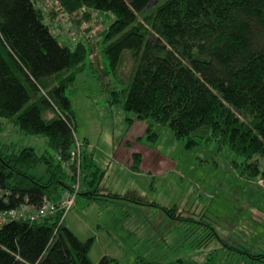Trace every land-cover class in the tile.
<instances>
[{
    "label": "trees",
    "instance_id": "16d2710c",
    "mask_svg": "<svg viewBox=\"0 0 264 264\" xmlns=\"http://www.w3.org/2000/svg\"><path fill=\"white\" fill-rule=\"evenodd\" d=\"M59 2L67 13L84 6L97 11L102 25L106 17L110 21L95 36L63 44L30 0H0V128L5 119L25 134L45 137L47 147L37 154L32 147L0 146V212L40 206L43 198L57 205L77 180V161L79 177L83 173L84 186L91 187L83 192L89 202L106 195L100 187L104 172L84 150L87 142L78 157L71 155L75 122L65 91L89 56L104 90L102 71L110 70L124 85L109 90V103L168 127L175 139H187V147L196 145L195 137L227 146L264 180V170L252 160L264 159V0ZM77 20L93 24L87 14ZM94 50L106 65L92 58ZM124 52L132 64L126 80L120 72ZM139 162L135 154L130 168L137 170ZM37 165L45 175L28 173ZM64 218L57 210L2 224L0 264H117L107 255L92 263L93 238L78 239Z\"/></svg>",
    "mask_w": 264,
    "mask_h": 264
},
{
    "label": "rangeland",
    "instance_id": "374dc122",
    "mask_svg": "<svg viewBox=\"0 0 264 264\" xmlns=\"http://www.w3.org/2000/svg\"><path fill=\"white\" fill-rule=\"evenodd\" d=\"M54 5L53 0H37L36 7L43 19L56 10L61 27L65 11L60 2L59 9ZM77 19L72 25L79 29L82 20ZM106 19L98 31L106 28ZM95 20L87 30L96 28ZM94 53L93 59L107 64L102 52ZM126 53L120 67L123 80L132 65ZM90 61L89 56L65 94L74 112L75 139L105 173L100 187L107 192L89 202L83 192L91 187L84 186L82 173L78 195L63 221L78 239L93 238L90 261L107 255L117 264H264V180L251 174L247 161L227 146L195 137L196 145L187 147V139H175L168 127L135 118L120 102L109 103V90L124 85L110 70L102 71L104 90ZM1 121L0 146L16 151L32 147L37 154L47 149L45 137ZM135 154L140 157L137 170L130 168ZM254 159L264 170V159ZM28 173L45 175V168L30 167Z\"/></svg>",
    "mask_w": 264,
    "mask_h": 264
},
{
    "label": "built area",
    "instance_id": "2783aa9c",
    "mask_svg": "<svg viewBox=\"0 0 264 264\" xmlns=\"http://www.w3.org/2000/svg\"><path fill=\"white\" fill-rule=\"evenodd\" d=\"M32 5L37 9L36 4L37 0H30ZM54 6H58L59 9V1L58 0H53ZM57 9V10H58ZM89 12L90 17L94 19L96 17L95 23H97L96 28L89 30L85 32L86 29H88L90 24H88L85 20H82V26L79 29L74 28L72 25V21L74 18H79L83 13ZM54 15L49 16L50 18L46 15H44L43 22L47 26V24L53 25L55 27L54 29H49L58 39L61 43H66L68 39L72 40L74 43H77L80 41L78 39L75 41L77 37H92L95 36L96 33L98 32V29L102 26V19L98 18L97 11L88 9L84 6H81L79 9L75 10L72 16V13H67L65 12L64 15L62 16V24L61 27H58L57 21L55 20L56 18V10H54ZM101 19V20H100ZM99 23V25H98ZM103 28V26H102ZM102 28L99 30L101 31ZM85 32V33H84ZM60 35L62 37H60ZM69 44L71 42H68ZM67 44V43H66ZM81 147V144L75 139V147L73 151L71 152L72 156L78 157L79 155V149ZM56 159L60 161V158L56 156ZM63 167H66L65 162L62 163ZM76 173H77V180L74 182V184L71 187V190L67 193H64L60 202L57 205H54L51 203L49 200L43 198L42 203L40 206H32L28 204H22L18 208L11 209V210H6L0 212V226L7 221L10 220H19V219H29V220H38L42 219L45 217H48L52 214H54L57 210H59L62 213V218L65 216L67 213L69 207L71 206L72 203H74L75 198L77 196L78 188H79V161L76 163ZM3 191L0 190V197L2 196Z\"/></svg>",
    "mask_w": 264,
    "mask_h": 264
},
{
    "label": "crops",
    "instance_id": "0c3cea01",
    "mask_svg": "<svg viewBox=\"0 0 264 264\" xmlns=\"http://www.w3.org/2000/svg\"><path fill=\"white\" fill-rule=\"evenodd\" d=\"M104 175H105V173H104ZM104 175H103V179H104ZM103 179L101 180V183H100V185L102 186V182H103ZM103 190V189H102ZM105 192H107V191H105ZM112 193V192H111ZM66 218H64V220H65ZM66 226V225H65ZM67 227V226H66ZM69 228V227H68ZM70 229V228H69ZM71 230V229H70ZM72 231V230H71Z\"/></svg>",
    "mask_w": 264,
    "mask_h": 264
}]
</instances>
